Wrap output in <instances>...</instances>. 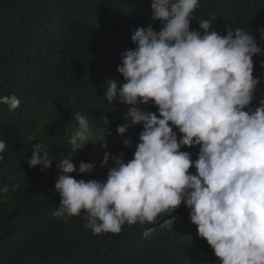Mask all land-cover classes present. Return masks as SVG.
<instances>
[{"label":"clouds","instance_id":"obj_1","mask_svg":"<svg viewBox=\"0 0 264 264\" xmlns=\"http://www.w3.org/2000/svg\"><path fill=\"white\" fill-rule=\"evenodd\" d=\"M200 0H152V18L161 23L134 30L136 45L121 54L120 82L108 79L104 99L129 106L128 121L116 131L142 126L133 158L105 152L106 180H77L73 155L93 143L87 116L76 113L78 128L68 140L71 154L59 160L35 143L27 163L47 171L56 164L60 196L56 217L80 216L94 234H120L133 225L141 235L129 255L141 264L169 250V230L180 219L190 225L193 245L186 264H264V99L252 109L260 80L254 77L253 57L261 54L255 37L242 29L214 30L211 19L191 29ZM264 36V29L259 30ZM155 104L156 112L143 106ZM9 110L20 107L17 96L0 97ZM247 109V110H246ZM177 129L181 134L177 137ZM132 141L124 139L126 147ZM199 147L193 161L182 148ZM6 149L0 140V153ZM4 159L0 155V161ZM81 162L79 173H91ZM19 186H13L15 190ZM9 186L0 187V194ZM190 210V221L185 216ZM200 254H196V249Z\"/></svg>","mask_w":264,"mask_h":264},{"label":"trees","instance_id":"obj_2","mask_svg":"<svg viewBox=\"0 0 264 264\" xmlns=\"http://www.w3.org/2000/svg\"><path fill=\"white\" fill-rule=\"evenodd\" d=\"M152 0H0V97L15 95L20 107L9 110L0 104V140L6 149L0 155V264H141L129 255L133 240L141 232L133 225L122 226L120 234H94L80 216L56 217L60 196L55 183L61 174L54 163L41 171L31 168L32 146L41 143L50 157L59 160L71 154L68 143L77 130L75 114L88 117L100 143L110 121L106 147L88 145L73 155L75 179L106 180L109 160L102 167L105 152L131 160L142 126H133L125 136L116 128L128 121L129 106L110 105L104 99L108 79L124 81L117 71L121 54L136 45L134 30L161 23L152 18ZM193 13L191 29L202 31L199 21L211 19L214 30L226 35L228 28L242 29L255 37L261 54L253 57L254 77L260 85L251 105L255 110L264 99V0H200ZM158 113L154 102L143 106ZM247 110V109H246ZM47 119L50 127H44ZM178 139L181 134L177 129ZM124 139L131 140L126 147ZM193 161L199 147H184ZM81 162L95 165L91 173L80 174ZM19 187L11 190L13 186ZM187 217V213L185 214ZM190 221V214H188ZM169 250L154 255L143 264H186V252L193 245L191 227L185 217L169 230ZM195 253L200 254L197 248Z\"/></svg>","mask_w":264,"mask_h":264},{"label":"rangeland","instance_id":"obj_3","mask_svg":"<svg viewBox=\"0 0 264 264\" xmlns=\"http://www.w3.org/2000/svg\"><path fill=\"white\" fill-rule=\"evenodd\" d=\"M52 125V120L51 119H47V120H45V122H44V127H50Z\"/></svg>","mask_w":264,"mask_h":264},{"label":"bare ground","instance_id":"obj_4","mask_svg":"<svg viewBox=\"0 0 264 264\" xmlns=\"http://www.w3.org/2000/svg\"><path fill=\"white\" fill-rule=\"evenodd\" d=\"M186 212H187V214H190V210L189 209H186Z\"/></svg>","mask_w":264,"mask_h":264}]
</instances>
